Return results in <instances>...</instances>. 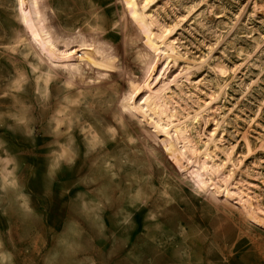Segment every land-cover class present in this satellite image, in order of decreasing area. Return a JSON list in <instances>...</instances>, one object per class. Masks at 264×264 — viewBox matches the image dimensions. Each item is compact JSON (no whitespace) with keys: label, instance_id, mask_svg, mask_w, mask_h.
<instances>
[{"label":"rangeland","instance_id":"374dc122","mask_svg":"<svg viewBox=\"0 0 264 264\" xmlns=\"http://www.w3.org/2000/svg\"><path fill=\"white\" fill-rule=\"evenodd\" d=\"M0 264H264V0H0Z\"/></svg>","mask_w":264,"mask_h":264},{"label":"snow or ice","instance_id":"6c2138e0","mask_svg":"<svg viewBox=\"0 0 264 264\" xmlns=\"http://www.w3.org/2000/svg\"><path fill=\"white\" fill-rule=\"evenodd\" d=\"M127 85H125V89H126ZM125 111H128L127 109H125Z\"/></svg>","mask_w":264,"mask_h":264}]
</instances>
